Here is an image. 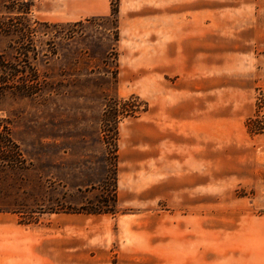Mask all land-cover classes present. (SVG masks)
I'll return each mask as SVG.
<instances>
[{"label": "rangeland", "instance_id": "obj_1", "mask_svg": "<svg viewBox=\"0 0 264 264\" xmlns=\"http://www.w3.org/2000/svg\"><path fill=\"white\" fill-rule=\"evenodd\" d=\"M111 1L34 0L25 46L42 91L0 101L28 161L25 169L0 167V264H264L263 132L249 133L242 160L226 164L231 170L209 173L206 201H191L185 186H172V201H142L121 192L116 169V212H77L113 204L115 128L120 137L122 123L135 117L119 114L115 122L106 102L132 94L140 109L147 102L139 84L154 83L153 42L167 37L164 18L210 20L235 2L236 11L251 7L264 31V0H118L116 14ZM7 5L0 0V21ZM21 41L0 32L9 63ZM254 46L250 117L264 127V39ZM140 173L125 177L137 184Z\"/></svg>", "mask_w": 264, "mask_h": 264}, {"label": "crops", "instance_id": "obj_2", "mask_svg": "<svg viewBox=\"0 0 264 264\" xmlns=\"http://www.w3.org/2000/svg\"><path fill=\"white\" fill-rule=\"evenodd\" d=\"M226 5L233 11L210 20L163 19L168 33L153 42L154 83L139 84L147 110L120 128L122 193L148 202L172 201V186H185L192 189L191 201L203 202L209 173L231 170L226 164L242 160L237 153L250 137L246 120L256 110L254 44L264 39V31L251 7L236 11L240 4ZM130 171L141 172L137 184L128 181L130 174L125 177ZM177 180L181 182H172ZM16 264L30 263L25 258Z\"/></svg>", "mask_w": 264, "mask_h": 264}, {"label": "trees", "instance_id": "obj_3", "mask_svg": "<svg viewBox=\"0 0 264 264\" xmlns=\"http://www.w3.org/2000/svg\"><path fill=\"white\" fill-rule=\"evenodd\" d=\"M34 5V0H8L7 14L0 21V32L6 36H16L22 39L20 50H18V59L14 63H9L0 54V101L2 98L10 94L15 97H30L41 93L42 84H37V74L30 66L29 55L31 50L26 48V38L33 35V27L29 23V13ZM111 11L116 14L118 11V0L111 1ZM16 10L17 13H14ZM35 48H32V51ZM35 50L33 54H35ZM139 96L130 95L127 99L113 98L112 101L107 100L106 111H112L116 114L114 120L117 122L118 115L124 117H136L147 110V102H143L140 109L137 101ZM107 113V112H106ZM261 117L254 115L246 120V127L249 133H264V127L261 126ZM9 118L1 114L0 109V167L25 169L28 161L20 147V145L12 138L10 133ZM117 140L118 130L115 128L114 136V171L112 196L113 204L105 206V208H87L83 206L77 212L83 213H112L114 214L116 206V169H117Z\"/></svg>", "mask_w": 264, "mask_h": 264}]
</instances>
